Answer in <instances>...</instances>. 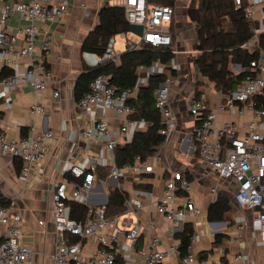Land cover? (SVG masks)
<instances>
[{
	"label": "crops",
	"instance_id": "1",
	"mask_svg": "<svg viewBox=\"0 0 264 264\" xmlns=\"http://www.w3.org/2000/svg\"><path fill=\"white\" fill-rule=\"evenodd\" d=\"M68 1V12L61 19L40 23L43 29L52 34L49 62L55 82L40 90L20 84L7 98H0V131L9 139L28 135L32 125H36L39 130L54 132L47 157L32 166L27 178L22 175V161L19 157L0 153V191L8 201L10 211L21 213L24 222L23 241L32 249V256L24 264H56L52 258L58 237L54 223V192L62 193L67 198L68 205L71 200H78L89 207H98L106 204L108 191L114 187L126 191L130 196L139 193L143 202L139 209L126 210L120 219V224L126 227L137 222L143 225L139 245L149 242L152 231L159 235V249H167L174 243L179 245L180 241L175 233L182 230L185 222L190 221L196 239L190 245V253L194 255V259L189 264H202L204 259H208V264H217L219 261L233 259L236 254H241L247 264H264V243L259 238V221L255 211L239 207L233 200L237 182L219 177L193 150V130L197 121L189 113V99L199 92L211 106L217 107L224 96L216 88L215 82L199 69L198 58L204 51L198 47L196 23L183 22L181 28L175 24L179 22L181 15H188L191 0H178L176 3L177 13L172 25L175 38L172 49L174 58L170 64H165L168 76L171 77L170 104L173 115L169 122V134L156 148L155 152L159 157L151 159L155 170L149 178L137 177L130 171L119 178L112 176L111 169L116 165L114 150L104 149L101 142H90L83 134L87 126L100 119H107L110 128L117 132V144L131 141L134 133H119L123 121L112 109H98L88 116L80 111L74 88L79 74L88 65L84 58L83 43L99 23V12L106 0ZM109 2L120 4L114 0ZM187 2L189 5L183 11ZM243 2L247 4L248 0ZM2 5L3 1L0 0V10ZM246 19L250 22L251 37L241 48L245 50L246 56H258L264 47V0L257 4L254 16ZM25 23V19L15 14L9 20L7 30L17 33ZM223 31V41L226 42H233L239 35L231 19L223 24ZM120 34L126 35L123 32ZM18 44H24V39L20 38ZM127 48L129 43L124 50L118 51L121 54ZM208 52L206 53L213 55ZM245 55L244 52L236 54L232 50L225 53L227 66L233 73L248 68L243 64L246 61L244 58H247ZM6 61V57H2V69L12 72L13 69ZM24 68L25 61L20 59L17 70L23 72ZM138 70L143 72L145 67L139 66ZM54 91H59V95L54 96ZM36 100L45 106L44 115L32 112ZM260 120L251 109H247L242 115L219 110L214 128L218 129L224 122L230 121L237 126L240 134H245L251 127L258 126ZM147 126V122L142 123L137 130H144ZM71 165H79L85 169L93 167L96 175L93 186L83 189L77 197L71 195L74 189ZM106 168L109 169L108 173H105ZM177 171L191 181L190 190L180 194L182 197L192 195L201 207L202 214L197 217L183 215L179 223L173 224L157 211L156 204L163 195L167 182ZM142 182L149 186H135ZM219 192L231 198L232 206L225 213L226 219L210 221L209 207ZM178 205H183V199L178 201ZM68 212L70 213V209ZM217 234H222L220 241L216 240ZM98 246L94 239L86 238L83 241L85 264H92L89 257ZM179 259L178 251L169 256L167 262L173 264Z\"/></svg>",
	"mask_w": 264,
	"mask_h": 264
},
{
	"label": "built area",
	"instance_id": "2",
	"mask_svg": "<svg viewBox=\"0 0 264 264\" xmlns=\"http://www.w3.org/2000/svg\"><path fill=\"white\" fill-rule=\"evenodd\" d=\"M0 10V98H7L18 85L26 84L35 90L46 88L55 82L54 72L50 66L52 34L41 27L42 21H57L69 8L68 0H2ZM178 0H120L125 8L129 23L143 25V34L139 42H129V49H139L143 44L153 47H169L173 49L175 42L173 21L177 13ZM262 0H234L238 8H242L245 17L252 18L255 8ZM26 20L17 33L7 30L9 20L15 15ZM126 32H123L125 35ZM24 44L19 45V39ZM39 40V42H38ZM115 37H112L103 54L85 51L84 58L89 66L104 62L118 63L120 52L115 49ZM6 57V64L12 72L2 74L1 59ZM25 61L23 72L18 71L19 60ZM138 70V80L133 88L118 89L110 82L109 75L100 74L90 84V90L79 101L78 107L83 115H90L98 109H112L123 121L119 133H135L144 118H136V108L129 100L137 97L141 87L151 83L153 75H165L153 89L155 106L161 113L164 126L160 132L168 135L173 109L170 104L171 77L167 67L158 61ZM250 75L240 82L236 89L224 96L217 107L211 106L204 95H193L189 99V113L197 121L194 133L193 150L199 159L219 177L234 179L237 190L233 200L239 207L251 208L259 221L260 241L264 243V47L260 54L251 60L248 67ZM59 91H54L58 96ZM251 109L261 118L258 126L251 127L245 134L238 132L237 126L226 121L216 129L214 122L218 111H229L244 114ZM32 112L38 115L46 113L45 106L38 100L32 106ZM90 141L101 142L104 149L113 151L117 145V132L110 128L107 119L96 120L83 130ZM54 138L51 130H39L32 125L30 133L19 139H9L0 131V153L19 157L22 161V175L27 178L32 166L43 161ZM159 157L157 152L145 159L135 157L132 165L118 167L114 165L111 175L119 178L127 171L134 175L152 173L155 168L152 158ZM70 172L74 177L72 197H77L83 189H90L96 179L93 167L85 169L79 165H71ZM191 181L180 171L173 174L163 195L156 204V209L173 224L181 221V217H197L202 209L190 194L182 197L180 192L190 190ZM139 193L129 195L126 199L127 211L142 207ZM183 199V205L178 201ZM54 223L58 233L56 249L52 258L56 264H85L83 241L91 238L99 246L89 257L92 264H169L167 258L178 253V244L167 249H159V235L151 233L149 242L139 245L144 227L141 223H132L128 227L120 224L121 214L107 215L105 206L91 207L89 216L83 220L72 218L68 212V200L60 192H54ZM23 217L19 212L10 211L0 191V264H24L31 256L32 249L23 241ZM154 228L152 227V230ZM196 235L191 237V242ZM135 253V256H132ZM194 259L192 253L180 256L173 264H189ZM202 264H208L204 259ZM217 264H247L241 254L231 260L219 261Z\"/></svg>",
	"mask_w": 264,
	"mask_h": 264
},
{
	"label": "trees",
	"instance_id": "3",
	"mask_svg": "<svg viewBox=\"0 0 264 264\" xmlns=\"http://www.w3.org/2000/svg\"><path fill=\"white\" fill-rule=\"evenodd\" d=\"M170 0H164L169 2ZM245 4V3H244ZM188 15L196 23L198 28V47L204 53L199 56L198 63L200 71L214 81L216 88L225 96L234 91L237 85L245 80L250 71L244 68L239 73H233L227 66L224 58L231 50L236 54L244 52L241 46L250 39V22L246 19L242 8H238L234 0H191ZM99 23L91 30L83 43V50L94 52L98 55L104 53L110 39L116 35L129 31V25L125 8L121 4H111L106 0L99 12ZM234 21L239 34L233 42L223 41L225 33L223 24L226 20ZM213 55H209L206 52ZM208 52V53H209ZM207 54V55H206ZM247 57L244 65L249 67L252 59L257 55H245ZM174 58L173 50L169 47H153L143 44L139 49L127 48L120 55V62H104L96 66L85 65L84 70L79 74L74 88V95L79 101L90 90L91 82L100 74L110 77V82L118 89L133 88L138 80V67L150 66L158 61L162 64H170ZM9 73L4 68L2 74ZM165 75H153L151 83L141 87L137 97L129 100V103L136 108V118H144L148 126L144 130H137L133 134L131 141L125 144H117L114 148L116 165L124 167L132 165L135 157L140 155L146 158L154 153L156 148L161 145L166 135L160 132L164 126L162 116L155 106L153 89L158 81L165 79ZM200 95L199 92L196 93ZM109 169L106 168L105 173ZM137 177H151L152 173H141ZM144 184V185H143ZM137 188L149 186L146 183H136ZM129 193L118 187L110 188L108 199L105 206L107 215L122 214L127 210L126 199ZM5 204L8 201L5 199ZM70 216L83 220L89 216L90 208L85 203L78 200L69 202ZM231 198L223 192H219L215 200L211 203L208 211L210 221L226 219L225 213L231 208ZM194 234L193 224L188 221L184 223L181 231L176 232L175 236L179 239V255L185 256L190 252L191 237ZM222 234L216 235V240L220 241Z\"/></svg>",
	"mask_w": 264,
	"mask_h": 264
},
{
	"label": "rangeland",
	"instance_id": "4",
	"mask_svg": "<svg viewBox=\"0 0 264 264\" xmlns=\"http://www.w3.org/2000/svg\"><path fill=\"white\" fill-rule=\"evenodd\" d=\"M114 1H119L120 2V0H114ZM180 2H183V0H180ZM186 5L188 6L189 2L184 4L183 11H186V9H185ZM189 21L194 23L193 20H190V18H189V16L187 14H183V15H181V17H179V22H177L175 24H176V26H178V28H181L183 26V22L185 24L186 22H189ZM115 40H116L115 41V45H114L115 49L122 51V50H124L126 48V44L127 43H129V42H139L141 40V38H140L139 35H137V34H135V33H133L132 31L129 30V31L126 32L125 36H123L121 34L116 35Z\"/></svg>",
	"mask_w": 264,
	"mask_h": 264
},
{
	"label": "water",
	"instance_id": "5",
	"mask_svg": "<svg viewBox=\"0 0 264 264\" xmlns=\"http://www.w3.org/2000/svg\"><path fill=\"white\" fill-rule=\"evenodd\" d=\"M143 28L142 24L130 23L129 25V30L139 36L143 34Z\"/></svg>",
	"mask_w": 264,
	"mask_h": 264
}]
</instances>
